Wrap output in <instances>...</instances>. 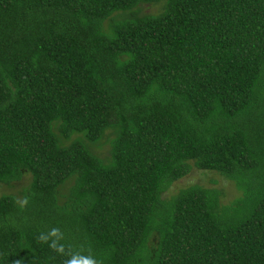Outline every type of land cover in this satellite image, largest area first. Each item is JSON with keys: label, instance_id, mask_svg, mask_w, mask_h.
<instances>
[{"label": "trees", "instance_id": "1", "mask_svg": "<svg viewBox=\"0 0 264 264\" xmlns=\"http://www.w3.org/2000/svg\"><path fill=\"white\" fill-rule=\"evenodd\" d=\"M192 167L239 195L164 197ZM26 174L0 264H264V0H0V185Z\"/></svg>", "mask_w": 264, "mask_h": 264}, {"label": "rangeland", "instance_id": "2", "mask_svg": "<svg viewBox=\"0 0 264 264\" xmlns=\"http://www.w3.org/2000/svg\"><path fill=\"white\" fill-rule=\"evenodd\" d=\"M162 3L157 4H141L135 9L132 10L133 13L138 16L144 14H157L161 10ZM130 13H125V16H129ZM115 19H119L120 17L115 16ZM105 28H109V21L104 23ZM78 136H73V138ZM112 137L111 131L107 130L103 138L93 144L90 145L91 150L103 160L108 161L109 159V149H110V139ZM29 175H25L21 181L15 182L10 186L0 185V195L2 194H13L18 197L20 200L22 196V191L26 188L29 183ZM192 185H199L206 188H216L221 192V202L223 204H227L232 201L235 197L239 195V192L236 190L234 184L224 179L222 176L217 174L214 171H202L198 170L195 167H192L187 175L182 177L181 179L173 182L166 192L164 193V197H171L175 195L179 190L184 189L186 187Z\"/></svg>", "mask_w": 264, "mask_h": 264}, {"label": "clouds", "instance_id": "3", "mask_svg": "<svg viewBox=\"0 0 264 264\" xmlns=\"http://www.w3.org/2000/svg\"><path fill=\"white\" fill-rule=\"evenodd\" d=\"M56 232H57L56 229L52 230V234L53 235ZM39 239L42 240V241H48L49 240V236L42 233V234H40ZM50 246L53 247V248H56L57 247L56 241H54V240L51 241ZM17 264H19V262H17ZM67 264H94V261L91 258H88V257H81V258H78V259L77 258H73L72 260H69L67 262Z\"/></svg>", "mask_w": 264, "mask_h": 264}]
</instances>
